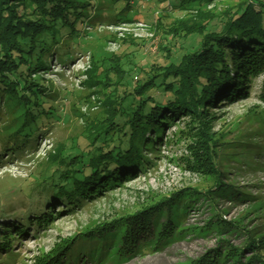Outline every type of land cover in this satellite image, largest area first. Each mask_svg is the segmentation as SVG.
Instances as JSON below:
<instances>
[{
	"label": "rangeland",
	"instance_id": "rangeland-1",
	"mask_svg": "<svg viewBox=\"0 0 264 264\" xmlns=\"http://www.w3.org/2000/svg\"><path fill=\"white\" fill-rule=\"evenodd\" d=\"M237 1L206 4L197 7L198 11L187 7L174 10L168 0H132L129 8L126 0H79L92 4L82 9L89 17L81 26L89 31V38L82 43L84 50L65 39L61 47L71 51L68 57L72 60L63 64L54 58L42 75L58 120L47 125L35 147L22 151L19 157L0 152V227L15 223L27 229V236L11 245L14 264H198L214 250L221 253V264H238L228 254L244 248L246 233L264 234V72L252 79L248 99L205 108L209 133L220 144L216 154L221 185L230 189L220 194L206 192L215 187L217 175L197 166L193 152L197 138L191 136L197 126L191 131L189 120L176 118L163 133L166 143L157 147L156 155L143 154L155 163L144 174L72 212H63L60 204L54 203L55 218L48 227L37 228L27 219L28 215L38 217L52 196L40 190L47 154L73 146L80 136H90L106 117L105 95L121 89L120 78L114 69L107 70L108 65L114 67L120 61L124 69L131 68L135 77H141L134 71L136 65L144 68L152 59L162 62L156 54L162 24L174 28L179 21L197 20L200 13H225ZM173 44L172 62L198 46L195 36L176 39ZM90 71L95 81L86 88L80 82ZM4 122L0 120V151L22 138L11 135L21 123L19 118L10 125ZM29 181L33 193L26 197L21 190L28 188ZM23 182H27L25 187ZM190 201H194L192 207L183 211L181 204ZM149 207L155 208L154 235L140 241L130 253L120 249L126 229L120 220ZM168 219L174 231L160 243V231ZM251 255L246 254L243 263Z\"/></svg>",
	"mask_w": 264,
	"mask_h": 264
},
{
	"label": "trees",
	"instance_id": "trees-1",
	"mask_svg": "<svg viewBox=\"0 0 264 264\" xmlns=\"http://www.w3.org/2000/svg\"><path fill=\"white\" fill-rule=\"evenodd\" d=\"M126 1L129 8L132 0ZM218 1L223 0H168V4L174 10L187 7L201 11L197 7ZM91 6L79 0H0V120H5L6 125L9 121L10 125L19 118L21 123L11 135L22 137L18 143L14 139L4 145L0 152L19 157L22 151L35 147L34 142H38L47 125L58 120L42 75L54 58L63 64L72 60L68 57L71 51L62 50L65 39L84 50L89 31H83L81 26L87 24L89 17L82 9ZM228 9L209 16L200 13L197 20L179 21L174 28L162 24L156 52L162 62L152 59L144 68L136 65L134 71L141 77H135L131 68L124 69L120 61L114 67L108 65L107 70L114 69L120 78L121 89L105 95L106 117L90 136H80L73 146L47 154L40 190L52 196L45 202L44 211L38 217L28 215V221L36 223L37 228L48 227L54 222V203H59L63 212H72L144 174L155 163L143 154L156 155L157 147L166 143L163 133L176 118L189 120L191 131L197 126L191 132L197 138L193 151L197 166L217 175L215 187L206 192L220 194L230 189L221 185L216 154L220 144L209 133L205 108L248 99L252 79L264 72V0H238ZM157 20L161 22V18ZM193 36L198 43L196 49L172 62L174 41ZM94 81L95 75L90 71L80 84L91 88ZM22 184L25 187L27 182ZM27 186H21V191L30 197L31 182ZM193 203H182V210L190 209ZM154 209L149 207L120 220L126 223L120 249L130 253L140 241L154 235ZM172 223L169 219L163 223L160 243L173 234ZM25 236L27 229L15 223L0 227V264H14L11 245ZM246 236L244 248L228 255L238 264H264V234L249 231ZM246 254L252 257L243 263ZM221 256L214 250L198 264H221ZM61 260L60 257L58 261Z\"/></svg>",
	"mask_w": 264,
	"mask_h": 264
}]
</instances>
